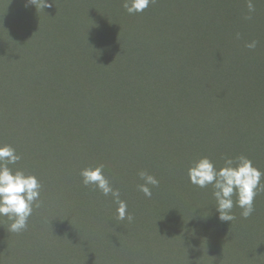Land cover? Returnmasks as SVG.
Segmentation results:
<instances>
[{"label":"rangeland","instance_id":"1","mask_svg":"<svg viewBox=\"0 0 264 264\" xmlns=\"http://www.w3.org/2000/svg\"><path fill=\"white\" fill-rule=\"evenodd\" d=\"M124 2L0 0V145L40 197L52 192L20 233L0 216V264L263 260L264 192L246 219L233 197L235 219L221 222L212 186L190 189L188 168L243 155L264 173V0L251 19L248 0H153L133 15ZM101 164L131 222L83 185L80 171ZM140 171L159 181L151 198Z\"/></svg>","mask_w":264,"mask_h":264},{"label":"clouds","instance_id":"2","mask_svg":"<svg viewBox=\"0 0 264 264\" xmlns=\"http://www.w3.org/2000/svg\"><path fill=\"white\" fill-rule=\"evenodd\" d=\"M153 0H125L123 7L128 14L142 13L148 8ZM24 8L35 6L36 0H22ZM43 9L51 7L48 0H42L40 5ZM249 15L246 19H251V13L255 12L252 0L247 4ZM239 36V34H237ZM249 49L257 46L256 41L245 45ZM21 156L16 153L15 148L8 144L0 145V216L7 217L11 223L9 231L20 233L26 230L28 219L32 215L33 207L40 206V190L42 185L33 174L25 173L22 170H13L9 165H16ZM82 183L85 187L92 186L99 190L104 196H111L117 204L116 219L129 222L133 216L127 211V204L120 199V191L114 188L108 177L104 174V165L84 168L80 171ZM143 183L138 185V190L146 197L151 198V187H158L159 181L151 174L140 171L138 173ZM264 177L259 169L253 166L251 160L241 155L235 158H225L224 165L217 168L212 160L202 157L192 161L188 168V179L191 184L199 188L212 186L213 196L216 201L218 219L221 222L233 221L232 215L234 207H239L241 216L248 218L254 211V198L259 192H264ZM151 186V187H149Z\"/></svg>","mask_w":264,"mask_h":264},{"label":"trees","instance_id":"3","mask_svg":"<svg viewBox=\"0 0 264 264\" xmlns=\"http://www.w3.org/2000/svg\"><path fill=\"white\" fill-rule=\"evenodd\" d=\"M11 6H10V4L8 5V8H7V11L9 12V11H12V7L10 8ZM229 85L230 84H228V87H229ZM4 104L6 105V102H4ZM5 108H6V106H5ZM142 134L143 133H145V131H146V128H142V129H140L139 130ZM172 131H175V130H173L172 129ZM176 132V131H175ZM177 136H178V138H177V143H178V146H179V149H181L180 148V142H181V140H180V138H179V134H177ZM147 155H149L148 154V152H146L145 153V157L147 156ZM128 177V176H127ZM127 177H125L127 180H128V178ZM133 188H134V190H136V188H137V186H133ZM42 189V188H41ZM190 189H193L194 191H198V189L196 188V186H192V187H190ZM41 191V190H40ZM136 193H138L137 191H135V194ZM196 195L198 194V193H195ZM51 195H52V192L50 191V190H45V188H43V190H42V192H41V197H40V206H39V208L41 207V206H43L45 203H46V201L49 199V197H51ZM105 221L107 222V223H109V220L108 219H105ZM216 222V221H215ZM215 222H213L212 223V225H214L215 224ZM4 222H3V219L2 218H0V226L3 224ZM10 232H4V234L6 235V238H5V240H4V245H5V249H6V252H4L3 253V256L5 257V255H6V253H7V249H10V245H9V235H7V234H9ZM263 234H264V232H263ZM195 237H196V234H195V232L194 233H192L188 238L190 239V240H194L195 239ZM187 245V244H186ZM224 253L223 252H221V250H215V251H213L212 253L211 252H208V253H206L202 258H198L197 259V261L195 260V259H191L190 260V262L188 263V264H221L220 263V259L222 258V255H223ZM211 261V262H210ZM227 262V261H226ZM248 264H264V259L263 260H260V259H254V262L252 261V260H248Z\"/></svg>","mask_w":264,"mask_h":264}]
</instances>
